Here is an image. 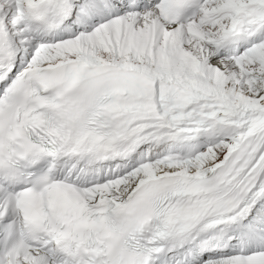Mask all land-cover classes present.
<instances>
[{
	"label": "snow or ice",
	"instance_id": "snow-or-ice-1",
	"mask_svg": "<svg viewBox=\"0 0 264 264\" xmlns=\"http://www.w3.org/2000/svg\"><path fill=\"white\" fill-rule=\"evenodd\" d=\"M0 264H264V0H0Z\"/></svg>",
	"mask_w": 264,
	"mask_h": 264
}]
</instances>
